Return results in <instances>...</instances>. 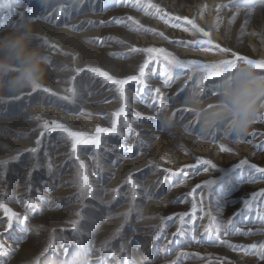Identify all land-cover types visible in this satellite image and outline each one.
I'll return each instance as SVG.
<instances>
[{"label": "rangeland", "instance_id": "374dc122", "mask_svg": "<svg viewBox=\"0 0 264 264\" xmlns=\"http://www.w3.org/2000/svg\"><path fill=\"white\" fill-rule=\"evenodd\" d=\"M151 3L158 14L133 0H0V34L31 25L48 58L41 86L56 93L29 90L18 101L0 99V204L16 213L9 228L0 207V264H264V172L249 166L264 168V119L239 139L223 129L199 135L195 125L187 127L191 114L178 111L188 70L163 57L149 60L143 85H125V101L115 85L88 72L138 75L146 54L137 49L146 47L201 63L231 58L218 44L259 59L253 52L264 44V0ZM122 103L119 134H101L99 146L77 145L73 153L66 133L42 127L55 121L93 134L111 127ZM81 171L93 196L81 194Z\"/></svg>", "mask_w": 264, "mask_h": 264}, {"label": "clouds", "instance_id": "9594fccd", "mask_svg": "<svg viewBox=\"0 0 264 264\" xmlns=\"http://www.w3.org/2000/svg\"><path fill=\"white\" fill-rule=\"evenodd\" d=\"M34 40L35 33L28 22L0 34V99L14 98L43 82L48 58ZM216 83L218 88L211 98L203 85L195 81L188 83L180 103L192 109L190 119L199 135L223 129L243 137L257 112L264 110V72L239 62ZM165 122L170 123L171 118L166 117Z\"/></svg>", "mask_w": 264, "mask_h": 264}, {"label": "snow or ice", "instance_id": "6c2138e0", "mask_svg": "<svg viewBox=\"0 0 264 264\" xmlns=\"http://www.w3.org/2000/svg\"><path fill=\"white\" fill-rule=\"evenodd\" d=\"M82 2V0H81ZM46 3V0H45ZM145 4L147 7L153 8L157 10V14L160 12V7L157 4L151 3V0H133V6H139L141 4ZM219 7L223 8L226 7V5L221 4L219 5ZM61 11H63V6H61ZM23 15V14H21ZM51 13H49V17H41V18H50ZM235 16V13L233 14V17ZM128 19H133L132 17H129ZM177 21H181V20H187V17H183V16H178ZM190 24L193 25V27H195V22L194 21H188ZM136 23H139V21H136ZM165 23H167V21H165ZM172 27H180L179 23H175L172 25ZM187 29H185L186 31ZM154 31V30H153ZM200 31L203 32V29H200ZM160 36L163 37V33L159 34ZM204 36H208L207 32H204ZM166 39V37H165ZM45 44H47V40L44 41ZM193 44H196V41L192 42ZM212 40L209 39L207 41V44L209 46L212 45ZM52 47H56L55 45H52ZM216 49L218 51H220L223 55H225L226 57H231V58H225V59H221L218 60L216 62H212V63H201L198 60H183V59H178L175 56H173V54L169 51H167L164 48H155V47H146L143 49H137V51H141L143 53L146 54V58L144 59L143 63L140 65L139 70H138V75H129L126 76L124 78H117L114 75H110L108 71L103 70L100 67H90L88 68V72L94 74L95 76L98 77H102L104 78V80L106 82H110L112 85L116 86V92L119 94L120 98L122 101H125L127 99V97L125 96V85L129 84L130 81H135L137 83H139L140 85H143L144 83V74H145V67L148 65L149 60H157L160 57H163V59L165 61H168V64L171 66H175L176 68H180V69H187L188 70V77L187 80L185 81V86L192 81H195L197 84L203 85L204 86V90L207 94L210 95H214L216 89L218 88V84L216 83L217 79L224 73L226 72H230L237 63L239 62H245L247 64L252 65L254 68H256L257 70H260V72H264V59H250L247 56H243L238 54L235 51H232L230 48L228 47H224L221 48L220 45H216ZM209 49L207 47L203 48V51L207 52ZM79 71H83L82 69H78ZM165 76H168L167 73H165ZM169 79L170 78H166L165 79V84L167 85L169 83ZM141 91H143V88L141 87L140 89ZM69 91H71L73 93V95H75V90L74 89H69ZM184 91V88L181 89V92ZM32 93H37V94H41V93H47L51 96H55L56 93L51 92V90L49 88L46 87H42L41 84L40 85H36L32 88ZM156 93L160 94L159 89H156ZM30 95V94H29ZM162 95V94H160ZM155 98V97H154ZM21 97H14L12 100L14 101H18L20 100ZM62 100H69L70 97L68 96H64L61 97ZM165 107V105L163 104V102H161L160 104V108ZM159 111V109H158ZM178 111H182L185 113H190L192 111V109L189 108H182L179 109ZM125 114V106L122 103L121 107L119 108L118 111L114 112L113 115V119H112V124L111 127H96L95 129V133L93 134H88L86 132H80V131H72L69 128L65 127L63 124L57 123L55 121L52 122L51 127L49 126V124L47 122H45L42 127L45 131H52L53 129H60L62 132L66 133L67 136L71 139V148L73 153H75L76 149H77V145H87V144H92V145H96L99 146L101 143V134H105V133H112V134H119L117 132V117H120L121 115ZM139 115V114H137ZM256 119H264V113H258L255 115L254 120ZM124 125L125 127H127L129 129V131L131 130L130 125L128 124V120L125 116L124 119ZM195 125L194 121H190L189 125H187V127H191ZM220 130V129H219ZM218 131V130H216ZM214 131L211 135H215ZM41 135H43V132L41 133ZM137 136H139V134H137ZM237 139H239V137H237ZM39 139L37 140V143H39ZM139 143L141 145H143V141H139ZM121 147H124L123 145H121ZM135 145L130 146L128 151H132V148H134ZM29 151L31 152H35L36 149H30ZM16 159H19V154L16 157ZM78 159V157H77ZM242 164H249L247 159H242L240 161ZM6 163V162H5ZM116 161H113V164H115ZM205 163H209L211 164V161H205ZM214 167V164L212 165ZM252 169H255L258 172H264V168H258L257 165L255 164H251L249 165ZM84 168V164L83 161H80V169L82 170ZM80 189H81V194H87L88 196H93V189L91 187V185L88 183V178L86 175L83 174V172H80ZM127 183L132 185V189H133V198H135L136 195V188L137 185L132 181V178L129 177ZM206 184L209 183V181L205 182ZM264 191V190H262ZM145 195L149 196L150 193L148 192V190H145ZM31 204L34 205L33 201H30ZM245 206H247L248 202L245 201L244 202ZM0 207L4 208L5 211V215L8 217V225L7 227H11L12 226V220L13 217L16 216V213L12 212L10 209H8L6 206L0 204ZM77 215L79 216L80 214L77 213ZM28 217L24 216L23 220L27 221ZM93 223H95V221L93 220ZM79 224V221H74L73 222V230L74 231H78L77 225ZM182 231L181 227L177 226L176 228V233H180ZM174 233V235L176 234ZM49 248L54 247V245L49 244L48 246ZM4 250V245L0 244V251ZM64 252L67 253L68 249L65 248Z\"/></svg>", "mask_w": 264, "mask_h": 264}, {"label": "bare ground", "instance_id": "6f19581e", "mask_svg": "<svg viewBox=\"0 0 264 264\" xmlns=\"http://www.w3.org/2000/svg\"><path fill=\"white\" fill-rule=\"evenodd\" d=\"M262 43H264V37H263V40H262ZM257 48L255 47V51L253 52V54H257L259 56V59H264V44L261 45L260 47V52H257ZM257 52V53H256ZM189 54H193V53H189ZM257 56V57H258ZM46 112H51L52 114H54L53 111H46ZM59 116V115H58Z\"/></svg>", "mask_w": 264, "mask_h": 264}]
</instances>
